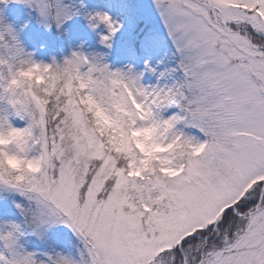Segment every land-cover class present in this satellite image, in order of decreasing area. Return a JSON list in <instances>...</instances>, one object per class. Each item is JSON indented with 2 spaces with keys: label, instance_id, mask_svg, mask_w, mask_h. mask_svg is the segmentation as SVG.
<instances>
[{
  "label": "snow or ice",
  "instance_id": "snow-or-ice-1",
  "mask_svg": "<svg viewBox=\"0 0 264 264\" xmlns=\"http://www.w3.org/2000/svg\"><path fill=\"white\" fill-rule=\"evenodd\" d=\"M13 2L45 28L76 14L62 0ZM154 3L176 65L150 86L81 52L43 66L50 89L24 85L32 53L0 17V132H23L42 162L19 190L24 223L0 233V264H264V0ZM86 97L112 126L100 129ZM149 129L151 157L136 139ZM26 225L37 238L68 227L80 259L29 251Z\"/></svg>",
  "mask_w": 264,
  "mask_h": 264
},
{
  "label": "rangeland",
  "instance_id": "rangeland-1",
  "mask_svg": "<svg viewBox=\"0 0 264 264\" xmlns=\"http://www.w3.org/2000/svg\"><path fill=\"white\" fill-rule=\"evenodd\" d=\"M142 13L145 19L150 21L151 24L160 26L159 28L165 29L163 22L159 16L158 10L155 6L154 0H139ZM66 5H69L76 14L71 19L65 21L59 28L62 30L65 28L67 32H72L71 38V50L73 52H81L85 54L89 59L92 57L102 58V62L109 65L110 70L127 69L131 66L135 72H143L142 83L146 86L154 85L158 82V77L161 72H165L164 68L160 70V67L168 64L170 60V47L165 44L164 38L158 34L148 30V34L140 41L139 47L141 53L137 54L130 46H122L116 43V46L111 51L106 50L99 43L93 45L87 41L88 35L91 30L87 27L84 19L85 11L101 10L108 13L114 21L119 25L118 30L112 35L111 39L118 35L122 37L123 34L131 35V26H133V16L131 6L134 5L132 0H101V5L98 8L91 7L86 0H62ZM10 5V12L6 14V4L0 3V17L4 24L11 25L15 31L18 39L20 40L25 51L31 52L32 57L35 60H42L46 63L51 62V58L55 57L57 62H62L64 58L70 57L72 53L58 56L56 48L61 45L60 42H56V39L51 36L49 28H45L43 24L39 23V17L34 7H30L27 4L16 3L13 0H9L7 3ZM133 9V8H132ZM101 32L105 29L100 27ZM166 30V29H165ZM50 44H54V48L50 49ZM145 62L148 66L155 69V72H149L145 68ZM160 83H166L163 78L160 79ZM176 109L167 110L164 115H170ZM15 126L23 127L24 121L16 119L13 121ZM185 132L191 135L200 136L201 134L191 128H185ZM5 190L0 188V206H8L9 196ZM20 199V198H19ZM2 215V214H1ZM14 212L5 211L2 219L3 221H14ZM1 222V219H0ZM32 231V229H31ZM31 232H29L30 234ZM73 232L64 225H57L47 229L43 238H39L44 242L50 241L59 243L63 242V249L66 256L73 258V249L70 244V239L73 236ZM33 236V235H32ZM79 248L82 249L83 245L80 240ZM50 242V243H51ZM26 248V244L20 241ZM49 243V244H50ZM40 244V243H39ZM49 244H40L39 252H49Z\"/></svg>",
  "mask_w": 264,
  "mask_h": 264
},
{
  "label": "clouds",
  "instance_id": "clouds-1",
  "mask_svg": "<svg viewBox=\"0 0 264 264\" xmlns=\"http://www.w3.org/2000/svg\"><path fill=\"white\" fill-rule=\"evenodd\" d=\"M101 17H107V20ZM84 19L87 27L96 33L98 36V43L105 47H110L112 35L118 30L119 25L112 17L101 10L85 11ZM101 26L105 31H97ZM114 29L115 31H112ZM107 38V39H106ZM34 63L24 65L21 69L22 74L19 80L22 84L27 86H41L48 82L47 87H52L51 74L49 68L43 66H51L53 62H57L55 57L51 58L50 63L42 60H35L31 58ZM71 90V84L68 85ZM113 88L119 89L120 84L113 82ZM19 91V89H18ZM89 111H93L96 122L100 129H107L114 124L113 121L97 107L90 99L86 97ZM2 106V104H0ZM119 110H123L122 105H117ZM25 127V125L23 126ZM22 128V127H20ZM153 133L151 129L138 133L136 139L143 145L146 154L151 157L153 153L161 151V149L151 142ZM30 141L25 137V134L17 129L11 131L5 129L0 132V188L7 192L19 193L20 187H26L30 184L32 178L41 171L42 162L38 154H34L30 148ZM123 146V142L121 144ZM11 224H20L15 221L0 222V233L7 229ZM23 231V229H22Z\"/></svg>",
  "mask_w": 264,
  "mask_h": 264
},
{
  "label": "trees",
  "instance_id": "trees-1",
  "mask_svg": "<svg viewBox=\"0 0 264 264\" xmlns=\"http://www.w3.org/2000/svg\"><path fill=\"white\" fill-rule=\"evenodd\" d=\"M72 245L74 247V256L73 257H74V259L79 260L80 259L79 253H80L81 249H77L76 239L72 240ZM32 248H35V246L33 244L31 245L30 249H32ZM56 252H60V253L64 254L61 244L59 246L57 245L56 247L54 246V249L50 251V254L54 255ZM40 259H46V258L41 256Z\"/></svg>",
  "mask_w": 264,
  "mask_h": 264
}]
</instances>
